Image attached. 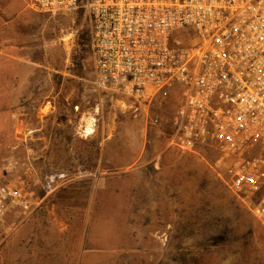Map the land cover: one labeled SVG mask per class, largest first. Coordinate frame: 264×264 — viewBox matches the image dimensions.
<instances>
[{"label":"rangeland","instance_id":"374dc122","mask_svg":"<svg viewBox=\"0 0 264 264\" xmlns=\"http://www.w3.org/2000/svg\"><path fill=\"white\" fill-rule=\"evenodd\" d=\"M94 79L83 10L0 1V185L20 157L43 199L0 221V264H264V228L209 171L213 156L167 148L177 96L158 97L152 126Z\"/></svg>","mask_w":264,"mask_h":264},{"label":"built area","instance_id":"2783aa9c","mask_svg":"<svg viewBox=\"0 0 264 264\" xmlns=\"http://www.w3.org/2000/svg\"><path fill=\"white\" fill-rule=\"evenodd\" d=\"M1 1V0H0ZM49 15L83 10L89 23L94 89L134 116L174 93L166 146L201 156L209 171L264 228V0H27ZM95 119H90L92 133ZM86 126L80 135L87 137ZM0 185V221L32 216L26 161ZM10 168V165L8 166ZM11 169V168H10ZM52 177L45 174V195ZM21 216V217H20Z\"/></svg>","mask_w":264,"mask_h":264},{"label":"bare ground","instance_id":"6f19581e","mask_svg":"<svg viewBox=\"0 0 264 264\" xmlns=\"http://www.w3.org/2000/svg\"><path fill=\"white\" fill-rule=\"evenodd\" d=\"M89 122V121H88ZM87 134H90L91 132H92V130H91V128H90V126H89V124H88V126H87V128H86V131H85Z\"/></svg>","mask_w":264,"mask_h":264},{"label":"crops","instance_id":"0c3cea01","mask_svg":"<svg viewBox=\"0 0 264 264\" xmlns=\"http://www.w3.org/2000/svg\"><path fill=\"white\" fill-rule=\"evenodd\" d=\"M2 58H5L4 56L2 57ZM12 59L15 61H19L21 58H20V56H12Z\"/></svg>","mask_w":264,"mask_h":264}]
</instances>
